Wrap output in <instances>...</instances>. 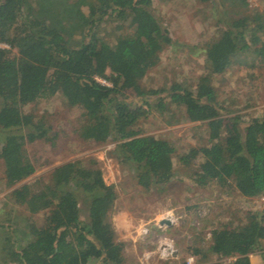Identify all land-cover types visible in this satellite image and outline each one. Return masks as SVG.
Listing matches in <instances>:
<instances>
[{
    "label": "trees",
    "instance_id": "16d2710c",
    "mask_svg": "<svg viewBox=\"0 0 264 264\" xmlns=\"http://www.w3.org/2000/svg\"><path fill=\"white\" fill-rule=\"evenodd\" d=\"M218 3L244 6L246 0ZM110 16L127 22L111 42L94 31ZM262 32L264 11L232 17L206 46L207 73L195 88L173 82L167 89H152L141 80L172 39L153 13L151 0H0V128L6 131L0 161L5 184L12 187L35 171L25 142L47 138L48 126L23 107L59 94L69 106L81 109L75 130L80 140L116 142L120 161L137 169L136 183L161 193L174 173L175 149L167 140L141 135L135 128L145 111L128 104L125 92L132 89L147 104L148 96L158 95L160 111L175 105L185 120L205 122L207 142L177 155L187 167L197 159L190 169L195 186L216 183L244 197L264 194V115L247 121L222 116L211 81L212 74L224 72L238 53L252 47L264 59ZM168 116L171 122L174 114ZM92 162L62 163L47 181L11 190L15 203L30 214L43 211L45 217L40 225L29 219L30 238L23 246L6 248L9 262L124 264V243L116 240L110 219L116 191ZM208 251L232 257L230 264H250L249 255L259 251L264 264V209L247 212L244 222L212 230Z\"/></svg>",
    "mask_w": 264,
    "mask_h": 264
},
{
    "label": "rangeland",
    "instance_id": "374dc122",
    "mask_svg": "<svg viewBox=\"0 0 264 264\" xmlns=\"http://www.w3.org/2000/svg\"><path fill=\"white\" fill-rule=\"evenodd\" d=\"M151 9L168 30L172 42L159 52L157 64L147 71L141 85L167 89L171 83L178 82L195 88L198 78L207 73L206 46L218 37L232 17L264 11V0H246L244 6L226 4L222 7L218 0H151ZM126 27V21L110 16L96 25L94 31L111 42ZM260 35L264 39V32ZM211 81L222 105V116L238 115L242 121H247L264 115V59L255 55L253 47L238 53L224 72L212 74ZM125 94L132 108L140 107L145 111L135 126L140 134L165 139L175 149L174 173L165 189L158 193L140 187L136 183V167L120 161L115 152L116 142L98 144L80 140L75 130L82 119L81 109L69 106L59 94L27 104L23 111L42 120L48 126V133L46 139L25 142V154L35 171L12 187L5 184L0 161V264H14L7 260L6 248L23 246L29 240V219L40 225L45 217L43 211L30 214L23 205L15 203L10 197L11 190L38 179L47 181L53 168L73 160H82L87 165L95 161L104 182L114 186L117 197L110 219L116 240L124 243V264L232 262V257H220L208 251L211 231L244 222L247 212L264 209V203L259 196L244 197L216 183L205 188L195 186L190 169L197 159L187 167L179 163L177 155L207 142L205 122L185 120L182 108L175 105L167 104L168 110L160 111L156 106L158 95L148 96L147 104L137 98L132 89ZM172 113L174 116L168 122V115ZM5 134L0 128V141ZM167 212L176 222L160 229ZM142 226L149 228L147 235L139 233ZM162 234L174 240L176 255L173 258L160 259L155 253L157 239ZM190 257L192 260L188 263ZM249 261L262 264L259 251L251 253ZM90 262L99 264L97 260Z\"/></svg>",
    "mask_w": 264,
    "mask_h": 264
},
{
    "label": "built area",
    "instance_id": "2783aa9c",
    "mask_svg": "<svg viewBox=\"0 0 264 264\" xmlns=\"http://www.w3.org/2000/svg\"><path fill=\"white\" fill-rule=\"evenodd\" d=\"M95 78L99 83L103 85H109V82H107L105 79H102L99 77H95ZM259 199L261 202L264 203V194L260 195ZM164 219L168 220L169 224H173L176 222V218L170 212H167L163 215L162 220ZM166 226L167 224L161 223V225H159V228L164 229ZM148 232H149L148 227L142 226L139 229L140 234L147 235ZM155 253L160 259L166 260L169 258H173L174 255H176V247H175V243L172 237L164 235V234L160 235L157 239V246H156ZM145 257H148V255H145ZM191 260H192V257L188 258L187 262L190 263Z\"/></svg>",
    "mask_w": 264,
    "mask_h": 264
},
{
    "label": "water",
    "instance_id": "95a60500",
    "mask_svg": "<svg viewBox=\"0 0 264 264\" xmlns=\"http://www.w3.org/2000/svg\"><path fill=\"white\" fill-rule=\"evenodd\" d=\"M162 223H165L167 225L169 224L168 220H166V219L162 220Z\"/></svg>",
    "mask_w": 264,
    "mask_h": 264
}]
</instances>
